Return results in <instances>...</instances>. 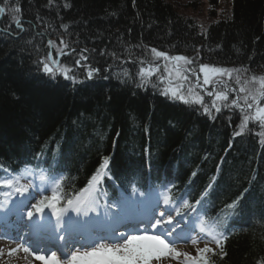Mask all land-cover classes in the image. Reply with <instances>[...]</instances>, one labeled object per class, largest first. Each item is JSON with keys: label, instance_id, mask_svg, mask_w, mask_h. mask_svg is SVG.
<instances>
[{"label": "trees", "instance_id": "obj_1", "mask_svg": "<svg viewBox=\"0 0 264 264\" xmlns=\"http://www.w3.org/2000/svg\"><path fill=\"white\" fill-rule=\"evenodd\" d=\"M218 1L54 0L49 6V0H8L21 12L0 15V164L14 172L43 165L63 176L64 191L72 194L110 156L104 183L111 204L122 192L159 185H171L178 200L195 201L212 183L196 213L218 223L227 237L226 255L213 264H261L264 146L259 137L234 136L240 123L236 113L213 120L199 107L164 95L152 79L138 86L140 62L151 59V48L198 55L197 64L245 66L264 74V0H230L224 15L215 10L221 11ZM13 15L21 18L24 31ZM61 37L76 52L60 62L82 83L60 75L53 79L41 70L47 41L59 44ZM85 48L89 59L81 63L100 70L92 79L74 64ZM41 152L43 159H35ZM238 197V208L226 210Z\"/></svg>", "mask_w": 264, "mask_h": 264}, {"label": "snow or ice", "instance_id": "obj_2", "mask_svg": "<svg viewBox=\"0 0 264 264\" xmlns=\"http://www.w3.org/2000/svg\"><path fill=\"white\" fill-rule=\"evenodd\" d=\"M53 3L54 0H49V6ZM70 6L68 3L64 5V7ZM6 10L16 14L21 12L19 6L11 7L8 0H4V3L0 4V15L6 14ZM12 19L16 27L24 31L21 18L13 15ZM63 27L67 30L68 25H63ZM47 44L50 49L48 54L38 61L42 66L41 70L53 79L60 75L74 84L82 83L83 81L77 80L71 66L60 62V57L75 53L76 50L71 48L63 37L60 38L59 44L51 39L47 41ZM52 50H55L56 57H53ZM88 51L87 48L83 49L74 64L75 67H84L86 79H92L100 70L91 64L81 63L88 61L89 57L85 55ZM150 53L154 60H162L163 64L141 61L142 66L137 73L141 77V83L138 86L143 87L146 77L150 78L157 74H160L161 83L166 81L171 83L174 73L181 83L178 87L166 88L164 95L170 94L173 99L183 101L185 104L200 105L203 113L213 120L216 119L215 114L224 110L238 112L241 118L238 125L239 130L234 132V136L250 132L259 137V143L264 146V74L252 73L245 66L228 68L207 63L197 64L198 55L196 57L169 55L168 52L156 48H151ZM112 55L116 56L115 53ZM162 67L163 73H161ZM201 92L211 98L210 103L205 102V95H201ZM250 124L258 128V131L253 132V129L249 127ZM43 156V152L38 153L35 159L41 160ZM111 159L110 156H104L88 185L72 194L64 191L63 176H49L46 169L37 170L30 165H26L23 170L13 172L0 164V170L6 173L0 178V190H2L0 196L3 197L0 200V210H9V205H11L18 210L21 219L26 216L30 229L39 232L86 231L94 223L91 214L95 213L99 216V210L102 207L100 204L101 182L105 177L110 176ZM192 175L195 176L196 173ZM37 179L39 183L35 182ZM211 187L212 183H209L201 198L195 201L186 198L178 200L171 188L167 189L162 200L158 198L157 203L162 202L166 206V211L175 215H166V211H158V217L153 218L148 228L135 234L113 230L108 235L95 236L91 244L81 245L79 248L73 247L59 255L56 251H50L46 255L44 254L46 250L36 248L33 251L32 247L23 244L17 245L9 252L11 254L22 249L24 253L30 254L35 261L41 264H164L165 258L182 260V264H213L215 257L226 255L223 245L227 237L219 230L218 223L210 222L207 217L198 216V234L177 238L197 246L195 255L178 250L175 247L176 240L171 239L178 229L183 232L180 222H174L175 218L180 217L184 220L188 215L196 213ZM33 192L37 194L50 192V194H40V198L35 203H26ZM133 192L136 193L137 190L133 188ZM138 195L143 196V193H138ZM240 199L242 197L226 205V210L234 212L239 206ZM103 207L111 210L115 209L116 205L109 207L105 202ZM117 218H120L119 213H117ZM149 229H164V231L157 233ZM64 238L63 235L58 236L60 240ZM202 241H206L203 247H198ZM212 243L219 247V251L211 246ZM2 254L0 250V255ZM261 264H264V261Z\"/></svg>", "mask_w": 264, "mask_h": 264}, {"label": "rangeland", "instance_id": "obj_3", "mask_svg": "<svg viewBox=\"0 0 264 264\" xmlns=\"http://www.w3.org/2000/svg\"><path fill=\"white\" fill-rule=\"evenodd\" d=\"M205 2H207V1H205ZM229 3H230V0H219L217 5L220 6L219 10H221V11H218V9H215V10H217L216 11L217 14L218 15L219 14H222V15L226 14L230 10L229 5H228ZM207 8H208V5H207V3H205V6L202 9H200V10H203V13H201V14H203V19H204L203 22L207 21V19L205 17V15H206L205 10H207ZM220 12H222V13H220ZM161 61L162 60H154V62L159 63V64L161 63ZM220 66L228 67V68H234V66H227V65H220ZM161 73H163V67L161 68ZM159 75L160 74L153 75L152 78H154V80L156 79L159 87L163 91L166 88L178 87L179 84L181 83L176 78L174 73H173V76L171 77V83H169L167 81L164 82V83H161L160 80H159ZM146 79H148V78H146ZM209 90H211V86H209ZM197 91H199V89H197ZM201 95H205V94L203 92H201ZM169 96L171 97L170 94H169ZM210 99L211 98H209V97H207L205 95V102L206 103H210ZM176 100H178V99H176ZM191 105L198 106L200 108V110H202L200 105H197V104H191ZM225 111L228 112L229 110H224L222 112H225ZM237 114L240 117V114L238 112H237ZM249 127L254 129V127L251 124L249 125ZM255 131H258V128H255ZM24 182L27 183V181H24ZM35 182L39 183V180L37 179ZM40 194H50V192L49 193H39V194H37L36 192H33L32 195L35 196V198H32L33 196L31 195L28 198V200H26V203H29V204L30 203H35L36 200H38L40 198ZM162 197L163 196H160L159 199L162 200ZM30 198H31V200L29 201ZM19 199H23V198H19ZM157 199H158V197H154L153 201H157ZM150 201H151L150 199L148 200L146 197L140 196V195L137 194L136 199H135L134 204H133V208L135 209L133 211L135 212V214L141 213V215H143V214L148 215L150 213V214H154L155 217H158V211H166V206L165 205H163V204L159 205L157 203H156L157 205L155 206L154 209L148 210V205H149ZM143 203L145 204L144 208L142 207ZM10 208H11V205H9V209ZM11 209H13V208H11ZM7 211H9V210H0V221L4 218V215H9V213ZM118 211H119L118 213L120 214V218H117V212H115V211L113 212L112 210L110 211V215H109V212L107 210L105 212H102V213H104L102 216L99 215V216L94 217L93 215H91L92 218L95 220V226L98 228L99 231L104 230V228L107 227V225H106L107 223H109L110 225H113V223H115L113 225V227L109 228L110 231H107V233H104V235L110 234L113 230L117 231V223H118L119 219H121V218L123 219L124 218L123 216L125 215L124 214L125 211H126L127 215H129V216L133 215L130 212V209L128 207V203H126V204L124 203L122 207H121V205H119ZM46 212H47V210H46ZM47 214H48V212H47ZM168 214L175 215L174 213H169V212L166 211V215H168ZM72 215H74V214H72ZM106 215H109L112 218L107 220V216ZM96 218H98V219H96ZM141 218L143 219L144 217H141ZM52 219L54 220V217ZM16 221H18V220H16ZM176 221L180 222L181 228L183 229V232H181L178 229L177 232L174 234V236L171 238L172 240H176L175 247L178 250L182 251V252H189L192 255H195L196 254L195 248L197 246H194V245H192L190 243L185 242L184 240H180V239H177V238L179 236H187L189 234H193V235L198 234V227L195 226V224H194L195 222H198V221L195 219L194 221H191V222L185 224L184 222H182L180 217H176L174 222H176ZM150 222H149V224H150ZM146 226H147V224H145V225L144 224L143 225H136L138 231L135 230L136 232H129V233L130 234H135V233H137L139 231H143L146 228ZM149 230L152 231V232H157V233H162L164 231V229H160L161 231L160 230H156V229H149ZM93 232H94V230L91 232V234H93L94 238H95V236H98L96 232H94V233ZM71 233L76 234V232H71ZM83 240L84 239H82V241ZM88 240H89V238H88ZM205 242L206 241H202L201 243H203V244L200 243L198 245V247H203ZM19 244H21L20 241L13 242L12 239L0 235V250H2V252H3V254L0 255V264H30V262H31V264H41V262L35 261L34 257H31L30 254L24 253L22 251V249L10 254L9 250L12 249V248H16V246L19 245ZM211 246L213 248L218 247L215 243H212ZM44 254L47 255L49 253H44ZM25 257H27V259H25ZM164 264H182V260L181 261H177L175 259L165 258Z\"/></svg>", "mask_w": 264, "mask_h": 264}, {"label": "bare ground", "instance_id": "obj_4", "mask_svg": "<svg viewBox=\"0 0 264 264\" xmlns=\"http://www.w3.org/2000/svg\"><path fill=\"white\" fill-rule=\"evenodd\" d=\"M135 227V226H134ZM127 230H129V229H127ZM23 261V260H22Z\"/></svg>", "mask_w": 264, "mask_h": 264}]
</instances>
